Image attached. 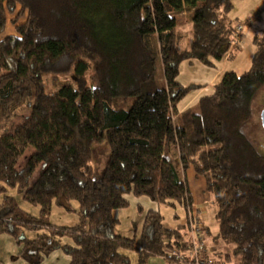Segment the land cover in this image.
Wrapping results in <instances>:
<instances>
[{
  "label": "trees",
  "instance_id": "obj_1",
  "mask_svg": "<svg viewBox=\"0 0 264 264\" xmlns=\"http://www.w3.org/2000/svg\"><path fill=\"white\" fill-rule=\"evenodd\" d=\"M232 5L0 0V120L33 101L31 114L0 134V233L18 238L25 229L36 231L23 238L26 258L38 262L62 248L68 264H133L126 250L137 251L139 263L185 250L182 223L165 227L150 209L136 243L114 233L113 212L128 205L130 193L185 208L192 196L183 175L192 167L214 196L218 238L232 245L226 261L264 264V155L244 132L264 87V27L254 34L248 70L223 72L196 108L178 104L194 88L179 83V63L209 65L229 51L237 34L228 16ZM184 6L192 7L188 41L176 21ZM50 72L71 74V82L46 91L43 76ZM104 139L110 152L94 179L92 146ZM29 146L32 152L17 167ZM8 188L39 214L22 209L5 194ZM73 202L79 223L49 222L54 205L73 211ZM64 236L72 242H62Z\"/></svg>",
  "mask_w": 264,
  "mask_h": 264
},
{
  "label": "rangeland",
  "instance_id": "obj_2",
  "mask_svg": "<svg viewBox=\"0 0 264 264\" xmlns=\"http://www.w3.org/2000/svg\"><path fill=\"white\" fill-rule=\"evenodd\" d=\"M232 7L228 11V16L236 26H243L241 34H236L232 39L229 51L220 60L211 59V64H203L198 60L191 62L184 60L178 65V81L184 86L194 85L189 94L182 98L178 104L180 108L193 107L200 94H209L212 92L213 84L219 80L221 74L227 70H234L242 73L250 68L252 57L255 50L254 34L264 27V0H231ZM192 7L184 6L181 11L176 13L177 25L184 33L185 40H190L191 32L189 28ZM12 28L8 27V32L12 33ZM190 42V41H189ZM186 45H184L185 47ZM92 72L86 74L89 84L92 80L90 76ZM46 91H55L58 87L65 83L71 82V74L46 73L43 76ZM32 99H27L21 107H19L11 116L0 120V134L13 131L14 128L31 114ZM264 105V87L260 89L256 95L251 108V117L245 126L244 132L247 134L249 141L252 142L264 155V130L260 122V111ZM197 106V105H196ZM173 115L172 119L175 120ZM92 177L99 179L102 176L104 167L109 156V147L104 139L98 144H93ZM33 147L29 146L17 163V167H21L24 160L32 152ZM183 177L186 180L192 202L188 203L184 208L180 204L172 206L168 203H159L152 201L148 196H135L132 193L127 194L128 205L117 208L113 212V216L118 220L114 227V233L121 237L129 238L136 243L141 240L143 232L144 220L146 213L152 209L158 211L162 216V223L165 227L174 228L182 223V231L185 232L187 238L190 237V229H192L193 212L198 214L200 226V234L204 235L205 251L202 254L200 264H229L226 261V254L232 250L231 244L224 243L218 238V222L215 219L216 207L213 202L214 196L206 191V182L202 176H196L193 168L186 169ZM5 194L15 198L20 207L30 214L38 215L39 208L24 201L15 188H8ZM4 194L0 193V204L2 203ZM73 211L66 210L63 207L54 205L49 215V222L56 226H73L80 221L77 212L78 205L73 202ZM38 232V231H37ZM36 231L25 229L19 241L14 235L8 232L0 233V261L3 264H68L70 256L64 252L62 248H57L48 255L43 256L38 262L26 258L24 256L25 241L23 238H32L36 236ZM62 242H72L70 237L64 236ZM192 241V236L189 242ZM180 250V251H186ZM174 254L167 253L165 255H149L145 257V261L139 263V254L137 251L126 250L125 253L131 258L133 264H182L175 259ZM226 261V262H224Z\"/></svg>",
  "mask_w": 264,
  "mask_h": 264
},
{
  "label": "built area",
  "instance_id": "obj_3",
  "mask_svg": "<svg viewBox=\"0 0 264 264\" xmlns=\"http://www.w3.org/2000/svg\"><path fill=\"white\" fill-rule=\"evenodd\" d=\"M243 26L238 24L236 26V31L238 34H241ZM198 214L193 212L191 214L192 218V229H190V237L192 236V241L189 242L190 237L188 238V249L186 251H180L179 249L169 250L168 253L174 254L178 251L174 257L182 264H200L202 260V254L205 251V242L204 235L200 234V226L198 225V219L195 217Z\"/></svg>",
  "mask_w": 264,
  "mask_h": 264
},
{
  "label": "water",
  "instance_id": "obj_4",
  "mask_svg": "<svg viewBox=\"0 0 264 264\" xmlns=\"http://www.w3.org/2000/svg\"><path fill=\"white\" fill-rule=\"evenodd\" d=\"M259 116H260L261 126H262V128L264 130V105L262 106V109L260 111V115Z\"/></svg>",
  "mask_w": 264,
  "mask_h": 264
},
{
  "label": "bare ground",
  "instance_id": "obj_5",
  "mask_svg": "<svg viewBox=\"0 0 264 264\" xmlns=\"http://www.w3.org/2000/svg\"><path fill=\"white\" fill-rule=\"evenodd\" d=\"M187 244H188V238H187Z\"/></svg>",
  "mask_w": 264,
  "mask_h": 264
}]
</instances>
